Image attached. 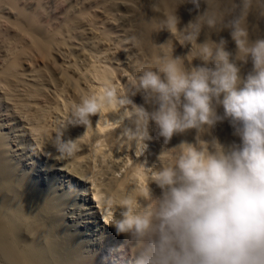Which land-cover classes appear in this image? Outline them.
Listing matches in <instances>:
<instances>
[{"label": "clouds", "instance_id": "1", "mask_svg": "<svg viewBox=\"0 0 264 264\" xmlns=\"http://www.w3.org/2000/svg\"><path fill=\"white\" fill-rule=\"evenodd\" d=\"M161 3L151 0L154 9ZM224 3L180 0L163 24L189 50L180 56L173 49L156 70L145 68L135 78L130 96L140 95L143 104L105 87L72 106L51 145L57 159L71 156L76 140L64 131H86L105 109L134 125L122 136L136 143L151 138L150 123L165 146L195 131V143L166 147L176 153L174 163L153 170L148 188L105 201L119 240L111 251L132 264H264V35L249 33L253 17L264 19V0H231L228 8ZM185 5H191V19L182 24L178 10ZM225 31L234 50L221 35ZM249 61L243 75L239 62ZM225 121L238 142L204 139ZM26 184V174L0 158V264H89L83 242L67 230L66 205L56 190L29 201Z\"/></svg>", "mask_w": 264, "mask_h": 264}, {"label": "bare ground", "instance_id": "2", "mask_svg": "<svg viewBox=\"0 0 264 264\" xmlns=\"http://www.w3.org/2000/svg\"><path fill=\"white\" fill-rule=\"evenodd\" d=\"M13 1L0 0V3H3H1L2 6L6 3L7 6L9 2L12 6ZM86 1L77 0L67 5V18L62 25L50 31L45 29L47 27H43L42 20L45 21V19H41L43 14L41 13V17L40 10L33 12L30 17L29 14L25 15L27 13L18 12L20 15L18 14V17L16 16L17 18L13 20L14 27L29 37V43L15 49L0 69L1 93L6 91L5 94L8 96L6 97L15 104L10 102V105H14L13 108L16 106L20 108L21 112L16 110L21 115H18L19 118L23 115L27 118L25 119L30 122L29 128L33 136H39L38 140L44 147L42 149H45L44 153H52V158L53 156L56 158V153L51 145L66 125L74 104L90 95L102 94L105 87H115L118 95L130 96L134 91L135 78L145 68L156 70L159 58L164 54L171 55L173 49L174 54L180 56L186 55L189 50L180 46L179 35L171 36L163 24L165 15L176 9L180 0H162L158 9L151 6V0H95L91 2L92 4L90 3L91 5L89 4V8H86L88 4ZM59 3L57 2L56 5ZM230 6L231 0H225L224 7ZM190 7L191 5H185L178 10L182 24H186L191 19L188 12ZM37 8H40L39 5ZM115 11L118 12L113 13ZM24 16L27 21L21 19ZM113 21L122 25L120 26L121 39L117 43L110 42L112 38L118 39L115 38L116 35H110V31L105 30L106 24ZM249 33L253 38L264 35V19L253 17L249 24ZM221 35L229 41V49L234 50L235 44L228 33L225 31ZM133 36L137 39L133 40ZM105 40L115 44V48L107 47ZM122 40L128 43L127 50H124L125 45H121ZM167 42L168 44L163 48L160 46ZM188 60L190 61L191 57ZM192 63L200 64L201 61L194 60ZM239 66L243 75H246L252 67L250 61L246 64L239 62ZM46 85L50 88H46ZM49 90L53 94L52 97L48 93ZM130 99L136 105L143 104L140 95L130 96ZM51 109L52 111H49ZM24 111V114H20ZM218 111L222 112V109ZM1 126L3 127L2 123ZM2 127H0V158L11 160L13 167L19 171L21 167L12 158L13 152L16 151L10 140L12 137L8 135L9 133H5ZM126 128H134V125L128 120L120 121L118 112L105 109L99 118L92 117V124L86 131L83 127H68L64 131L65 138L70 137L76 140V147L71 156L61 158L65 161L59 163L58 170L68 174L70 183L76 186L73 190H68L70 191L68 196H72L76 201L80 200V204L75 207L73 213L68 212L66 206L68 231L71 226L70 218L74 217L71 214H77L75 216L79 217L81 224L85 223L82 220L90 216L95 219L98 215V220L96 219L98 227L110 232L114 237L113 241L117 240L119 243L109 226L105 201L109 198H119L134 188H148L153 170L174 163L173 157L176 153L169 152L167 149H171L182 141L195 143L196 133L190 130L174 136L165 146L163 139L157 138V131L151 123L148 129L151 138L136 143L122 136ZM212 138L218 139L226 146L234 141L238 142L227 121L218 123L210 134L204 136L206 140ZM38 144L40 145L39 142ZM21 146L23 147L22 144ZM15 153L18 155V152ZM38 172L37 174L30 172L31 175H27L25 191L29 201H39L50 190L37 188L39 178L43 176L42 170ZM32 175H36L38 179L33 180ZM153 188H155L154 185ZM70 205L73 206L72 203ZM77 235L74 233L75 240L80 242ZM111 253L113 255L115 252L111 251ZM100 254L97 255L100 256ZM95 257L89 260V264H99L98 258L95 259Z\"/></svg>", "mask_w": 264, "mask_h": 264}, {"label": "rangeland", "instance_id": "3", "mask_svg": "<svg viewBox=\"0 0 264 264\" xmlns=\"http://www.w3.org/2000/svg\"><path fill=\"white\" fill-rule=\"evenodd\" d=\"M74 1L76 2L77 0H14L13 1L14 4H12V6H11V4H9V2H7L8 3L7 6L5 5L6 3L3 5L5 7H3L1 5V3H2L1 2L0 7L1 6L2 7L0 8V16H1L0 17V41H1L0 42V69L7 62V60L11 57L10 55L12 54V52L15 49L19 48L21 45H25V44L29 43V37L25 34L23 35V33L18 31L17 28L14 27V21L13 20L18 17L17 15L19 13L21 14V11H22V14L27 13V14H25L26 16L29 14L28 16L30 17V15H33V12L36 13L38 10H40V16H41V13L43 14L42 15L43 17L41 16L42 17L41 19H45V21L42 20L43 21V23H42L43 27L44 28L47 27L45 29H48L50 31V30H53L55 27H58V26L63 24L64 20L67 18L66 6L71 4V3H75ZM93 1H95V0H92V1L87 0L86 2L88 4H86V8L87 7L89 8L90 5L92 4L91 2H93ZM55 2L56 3L60 2L61 4L59 3L58 5H56ZM38 5L40 7L39 9L37 8ZM117 12L115 11L113 13H117ZM21 19H24V20L26 19V21H27V18L25 16L22 17ZM109 23L106 24L105 30L107 32L110 31L109 32L110 35H114V36L116 35L117 36V34H118L117 37L115 36V38H118V39L114 38L115 40H113V38H112L110 41V42L113 41L112 43H114V41L117 43L118 40L121 39V35H120L121 34V31H120L121 27L120 26H122V25H120L117 21H113V22H109ZM107 27H108V29H107ZM18 32H20V33L18 34ZM105 41H106L105 45L107 47L109 46V48H111V49L115 48V44H110V42H108L109 40H105ZM123 43H125V44H123ZM126 43L127 42H124V41L121 42V45H123V46L125 45L124 47H126V48H124V50H127L128 46H129L128 43L127 44ZM12 48H14V49L12 50ZM9 50H12V51H9ZM53 76H54V74H53ZM46 88L49 89L50 87H48L46 85ZM0 90L2 91V88H0ZM1 91H0V127H2L1 126V123H2V125L4 127V129H2V130L7 134L9 133L8 135H10V137H12V139L10 138V140H11L12 144H14L13 145L14 148H16L15 152H18V155H17V153L13 152L12 158L21 167L20 168L21 170L19 169V172L25 173L26 179H27V177L29 175H31V173L37 174V173H39L38 171L42 170L43 176L39 178V184L36 185L37 188L46 190V189H53V187H54L56 192L62 198L64 204H66L68 212L73 213L75 207L78 204H80V200L77 199V201H76V199L72 198V196H70V195L68 196V192L73 190L76 186H74L70 183V179L67 176L68 174L62 173L61 171L58 170L59 163L64 162L65 159H61V158L56 159V158H54V156H53V158H54L53 159L51 156L52 153H49V154L44 153L45 149H42L44 147L41 145L42 143L40 142V140H38L39 136L34 134L37 136V137L36 136L34 137L31 128H29V127H31V126H29L30 122L28 120H26L27 118L24 117V115L21 118L25 121H23L21 118H19V116H21V115H19V113L16 110L21 112L20 108L17 106L13 108L12 106H14L15 104L13 102L9 101V98H7L8 97L7 94H5L6 91L4 90L5 93H1ZM48 93H49V95L51 94L50 97L53 96V94L50 90L48 91ZM10 102L14 105H10L11 104ZM49 111H52V109ZM24 113H25V111L20 113V114H24ZM27 126L29 129L27 128ZM8 130H9V132H8ZM11 130H13L12 133H11ZM29 132L31 135L29 134ZM36 139L40 143V145L38 144ZM21 144L23 145V147L21 146ZM20 147L22 149H20ZM39 152H41V153H39ZM49 156L52 159H50ZM55 164H57V165L55 166ZM24 166L27 168H25ZM22 168H24V169L22 170ZM55 168L57 170H55ZM36 169H37V171H36ZM32 178H33V180L38 179V177L36 175H32ZM32 184H34V183H32ZM66 190H67V192H65ZM68 190H70V191H68ZM67 197H68V199H67ZM70 201L73 204V206L70 205L71 204ZM68 208H70V209H68ZM71 215H72V217L73 216L74 217L72 219L70 218L71 226L68 222V224L70 226L69 231H71L72 233L73 232L76 233V235L79 233L76 237L77 238L79 237V241L83 242V249H85L87 251V253L90 256V259H94V257L96 256L95 259L98 258L97 262L99 264H132L131 258L122 254V253L115 252L112 255L110 248H114V246L118 244L117 240L113 241L114 237L110 232L103 231L98 227V225L96 224V221L98 220V215L95 216V219H92L90 216V218L82 220L85 222L82 224L80 223L79 217L75 216L77 214H75V215L71 214ZM86 221H88L90 223H88ZM108 250H109V253H107ZM102 251L104 252V254H100ZM97 254H100V256H98ZM103 259H105V260H103Z\"/></svg>", "mask_w": 264, "mask_h": 264}]
</instances>
